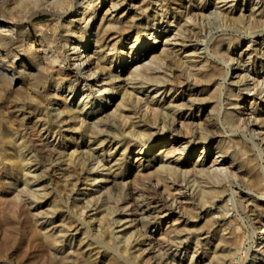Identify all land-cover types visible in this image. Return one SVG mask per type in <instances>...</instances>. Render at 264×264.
I'll return each instance as SVG.
<instances>
[{
  "label": "bare ground",
  "instance_id": "6f19581e",
  "mask_svg": "<svg viewBox=\"0 0 264 264\" xmlns=\"http://www.w3.org/2000/svg\"><path fill=\"white\" fill-rule=\"evenodd\" d=\"M238 1L82 0L74 7L71 0H0V87L7 83L20 90L24 86L32 99L26 108L25 103L17 104L18 92L9 91L6 99L0 94V174L9 181L6 188L12 194L14 212L23 206L29 210L33 227L26 243L32 249L41 248L43 264H136L144 252L155 254L150 256L155 257V264H181L179 256L186 254L181 238L192 229L189 218L224 195L226 188L221 183L225 180L261 193L259 199L249 193L241 196L246 209L263 214L253 229L259 238L253 236V244L245 248L250 236L245 238L236 221L226 220L223 230L227 234L217 236L206 219L203 226L210 228L199 234L203 244L217 264H242V252L254 255L247 264H264V166L255 161L258 156L264 159V118L257 117L258 105L264 103V77L258 79L264 71V0ZM69 12L65 18H71L62 24L58 21L51 33L34 23L42 13ZM169 18L177 25L184 18V23L189 20L194 26L218 19L222 34L213 38L202 25L188 32L185 27L176 32L158 27ZM133 31L134 39L128 43L123 38ZM260 33L262 41L255 37ZM241 34L247 37L243 48ZM142 36L147 38L145 42ZM64 42L67 51L62 49ZM245 56L253 69L248 83L240 74L246 71ZM72 74H83L75 79L79 96L58 94ZM49 82L53 90L46 89ZM136 85L155 87L154 94L140 96ZM160 86L176 87L174 99H159ZM194 87L201 91L192 93ZM245 87L253 94L246 96ZM180 89H185L181 95ZM244 99L247 108L239 105ZM201 104L210 108L203 111L206 124L199 110L196 115L192 112ZM37 122L40 125L35 130L28 126ZM225 128L233 137L238 132L244 136L237 150L236 138L227 143L211 139L229 138ZM169 141L173 143L166 145ZM157 142L163 147L148 155ZM198 144L201 147L196 151ZM212 148L218 156L208 163L206 154ZM130 151L132 159L127 162L135 168L143 190L136 188L137 184L129 188L104 172L107 157H122ZM229 151L235 158L230 162L226 160ZM193 154L196 159L189 164ZM39 157L46 164H41ZM53 162L66 166L55 180L49 176L48 166ZM194 178L198 182H193ZM88 180L94 188L103 184L95 192L85 188ZM43 182L48 192L54 182L61 196L77 191L72 205L76 215H63L67 211L57 202H48V193L39 187ZM81 195L84 197L77 203ZM226 203L222 205L228 210ZM90 211L95 212L85 218ZM1 230L3 233L4 227ZM141 244L144 249H137Z\"/></svg>",
  "mask_w": 264,
  "mask_h": 264
},
{
  "label": "rangeland",
  "instance_id": "374dc122",
  "mask_svg": "<svg viewBox=\"0 0 264 264\" xmlns=\"http://www.w3.org/2000/svg\"><path fill=\"white\" fill-rule=\"evenodd\" d=\"M79 1H82V0H71V2H73L72 3V5L74 6V7H78L79 6ZM244 0H239L238 1V3H242ZM75 2V3H74ZM247 1L245 0L244 1V3H246ZM77 3V4H76ZM109 7H110V5H108ZM108 6L106 7V9L108 8ZM153 8H154V10H155V8H156V6L154 5L153 6ZM153 8H152V10H153ZM69 9V8H68ZM126 9V7L124 6V8H122L121 10H125ZM165 9L164 8H162V10L161 11H164ZM76 11H79V9L78 8H76ZM70 14V12L68 13V14H58V15H53V14H50V13H42V14H39L38 16H36L35 18H34V23H36V24H40L42 27H43V29H45V30H47V32L48 33H51V31H53V29H54V27L55 26H58L59 24H62L65 20H69L71 17H69V18H65V17H68V15ZM178 16H179V14H177ZM176 15V16H177ZM62 17V18H61ZM59 19H61V20H59ZM208 20H211V21H208ZM215 20V21H214ZM217 20V21H216ZM58 21H59V24H57L58 23ZM167 21L169 22H173L172 24H169L168 22H166V23H158V27H162V29H165V30H169V32H176V31H178L180 28L179 27H181L182 29L184 28V31L185 32H188V30H190L192 27H199L200 28V25H202V27H203V30L205 31V32H207L206 30H208V32H211L212 34H213V38H215V37H218V35H220V34H222V24H220V22H218L219 20L218 19H214V18H212V19H207V20H205L204 21V23H202V24H197V25H193V22L192 21H187L186 23H184V21H185V19L184 18H181V22L180 23H182V24H180L179 23V25H177V24H175V21L172 19V18H169V19H167ZM217 22V23H216ZM216 23V24H215ZM222 23V22H221ZM56 24V25H55ZM204 24H206V25H204ZM210 24V25H209ZM217 24H219V25H217ZM177 26V27H176ZM214 26H216V27H214ZM219 26V27H218ZM207 27V28H206ZM206 30H205V29ZM215 29H217V30H215ZM212 30H214V31H212ZM221 30V31H220ZM87 32L88 33H91V31H90V29H88L87 30ZM217 32V33H216ZM135 33V31H133V32H131L129 35H126V36H124V38L123 39H126V41L129 43L131 40H133L134 39V36H133V34ZM133 36V37H132ZM241 37H242V39H241V41H240V48H243L247 43V37L246 36H243L242 34H241ZM255 37H258L257 39L258 40H260V41H262V39H263V35H262V33H260V34H258V35H255ZM90 39H92V38H90ZM131 39V40H130ZM142 39H144V42H145V39H147L146 37H144V36H142ZM256 38H255V40H257ZM162 38L160 37L159 39H158V41H160V42H162ZM146 43H152V42H150V41H148V42H146ZM145 44V43H144ZM244 45V46H243ZM62 49H64V51H67V49H68V46H67V44L64 42V43H62ZM239 48V47H238ZM223 50L224 49H226V45L222 48ZM235 51V50H234ZM118 53H119V51H118ZM242 63H243V65L246 67V71H244V72H240V74H243L244 76H245V78H244V80H246L245 81V83H248L250 80H249V78L250 77H248L247 78V76H251V75H253V73H252V71L251 70H253V69H251L252 68V66H251V63L248 61V59H247V56H245L244 58H242ZM235 64V63H234ZM138 65V64H137ZM136 65H131L130 67L131 68H133V67H135ZM224 68L227 70V66H224ZM234 69H235V65H234ZM250 69V70H249ZM230 71V70H229ZM250 72V73H249ZM83 76V74H78V75H76V74H72L71 75V78H70V81H66L63 85H62V87L61 88H59L58 90H57V93L58 94H61V95H63V96H67V95H70V96H75V97H77V96H79V93H80V91H79V89L77 90V85H78V81H76L75 79H77L78 77H82ZM259 76L260 77H258V79L260 80V78L261 77H264V71L263 70H261L260 71V73H259ZM24 77V76H23ZM22 77V78H23ZM20 78H21V76H20ZM19 78V79H20ZM21 78V79H22ZM248 81V82H247ZM7 84V83H6ZM6 84H3V86H1L0 87V90H3L0 94L2 95V96H4L3 98L4 99H6L7 98V95L9 96V94L12 92V91H16V92H18V94L20 95V99H18V101H17V104H20L19 106H22V104L23 103H25L26 105H24V107H26L27 108V106H28V103L29 102H31V98L29 99V97L27 96V94H26V89L24 88V86H22L21 88L24 90L23 92H22V89H20V90H16V89H14V88H11L8 84L6 85ZM71 87H73V89L71 88ZM136 87H137V93L140 95V96H143V95H145L146 93H148L149 95H152V94H154L153 93V91L155 90V87H153V88H151V87H149V86H147V85H136ZM173 88V89H170V88ZM3 88V89H2ZM51 88V89H50ZM139 88V89H138ZM175 88L176 87H174V86H168V87H162V86H160V91H159V93L157 94V97H159V99L160 98H163V100L165 101H169V100H171L173 97H174V90H175ZM246 88V87H245ZM46 89H50V90H53V85H52V82H49V83H47L46 84ZM62 89V90H61ZM80 90H81V87H80ZM140 90V91H139ZM185 89H180L179 91H181L180 92V94L179 95H181V93L184 91ZM196 90H197V92H199V91H201V88H199V87H194V89H193V91H192V93L195 91L196 92ZM5 91V92H4ZM7 91V92H6ZM9 91H11V92H9ZM163 91H166V92H164V94L163 95H161L162 93H163ZM25 93V94H24ZM245 95L247 96H250V95H252L253 94V91L252 92H250V89H249V87L248 88H246L245 89ZM95 96V95H94ZM24 97V98H23ZM26 98V99H25ZM24 99V100H23ZM174 99V98H173ZM22 100V101H21ZM94 100H92V102H93ZM27 102V103H26ZM244 104V106L247 108V107H249V105H248V103H247V99H244V102H242V103H240L239 105H243ZM260 105H258V112L260 113V114H258L257 115V117H259V118H264L263 116H264V103H259ZM97 106V104H95L94 106H93V108L94 107H96ZM200 106V107H199ZM204 106V107H203ZM210 107V106H209ZM210 109V108H209ZM209 109H208V105L207 104H201V105H195L194 107H193V110H192V112L196 115L197 113H198V111L197 110H199L200 112V115H201V118H202V120H203V122L206 124V122H205V119H204V117H205V113L206 112H208L209 111ZM239 110V109H238ZM10 111V110H9ZM205 113H204V112ZM238 112H240V111H238ZM188 113V110H186L185 111V113L184 114H187ZM89 116V115H88ZM29 117V116H28ZM245 117V116H244ZM243 117V118H244ZM97 118H98V116H97ZM96 119V118H95ZM92 120H94V118H91V117H89V121H92ZM39 125H40V122H37L36 124H34V123H30V125H28L31 129H33V130H35V128H38L39 127ZM33 126V127H32ZM177 127H179V125H176V128ZM225 132H226V135H228L229 136V138H223V137H215V136H211V139L214 141V142H218V141H220V142H222V143H227V141L229 140V139H232L233 138V140L236 138V142L234 141V145L236 146V150H237V145H240L241 144V139H244V136L240 133V132H238L236 135H235V137H233L232 135V132H231V130L229 129V128H225ZM247 135H249V133H247ZM214 137V138H213ZM232 137V138H231ZM161 141V140H160ZM237 141H238V143H237ZM61 144V145H64V142H62V141H59L58 142V144ZM171 143H173V142H170L169 141V143L167 142V143H165L166 145L167 144H171ZM234 146V147H235ZM248 146L251 148L252 147V145H251V143H249L248 144ZM155 148L153 149V150H151L149 153H148V155H155V154H157L158 153V148H161V147H163V144H159V142H157L156 144H155V146H154ZM201 147V145L200 144H198L197 146H196V151L197 150H200L199 148ZM133 150V149H132ZM213 151V152H212ZM131 152L132 151H130V152H128L126 155H124V156H122V157H120V156H118V155H115V154H112L111 156H110V158H106V160H108V164L106 165V167L108 168L107 170H105L104 172L106 173V176H110V177H112V176H115L116 178H117V180L119 181V180H122L121 182L122 183H124L126 186H128L129 188H131L134 184H137L138 186H136V188H138V189H142L143 187L141 186V181L137 178V176L135 175V173H136V171H135V168H131V167H129V163L127 162V160L130 158V160L132 159V154H131ZM233 154H234V152H231V151H229L228 153H227V155H226V160L227 161H231V160H233V159H235L234 158V156H233ZM81 156V155H80ZM206 156H207V162L209 163L211 160H213V159H215L218 155L215 153V149H210V152L208 153V154H206ZM196 157V154H193L190 158H189V161H188V163L189 164H191V163H193V161H195V158ZM39 161H40V163L41 164H46L45 163V161L41 158V157H39ZM255 161H256V163H257V165L258 166H260L261 168L264 166V159L262 158V157H257V158H255ZM59 163V164H58ZM261 163V164H260ZM260 164V165H259ZM64 165V163H62V162H53L50 166H48L49 167V171H50V173H49V176L51 177V179H53V180H55V179H57L58 177H60L59 175H61V173L64 171V170H66L65 168H66V166L64 167L63 166ZM60 166H62V167H60ZM79 168V167H78ZM88 169L90 168V167H87ZM128 169L127 171H126V174H122V175H119L118 174V172H120L121 170H125V169ZM32 171L34 170V167L31 169ZM78 170H80V169H78ZM134 171H135V173H134ZM79 172V171H78ZM35 173H38L37 171L35 172ZM263 177H264V175H263ZM0 196H1V198L2 199H4L3 197H5V198H7L8 199V201H9V203H8V201H7V199H4V201L0 198V208L2 209H0L1 211H0V222H2L1 223V225H0V242H1V240H2V242L0 243V264H43L44 263V256H43V253L41 254L42 255V257H40L41 255H40V253H39V250L42 252V250H41V248H38V247H33V249H32V247H30V245H28L26 242H27V239H28V232L32 229H30L29 230V228L30 227H33L32 225H33V223H32V221H31V219L30 218H28V217H30L29 216V210L25 207V206H23V207H19L18 208V210H17V213H16V211L14 212V210L12 209V207L10 206V203H11V199H12V197L10 196V195H12V194H10L9 193V190L6 188V183L7 182H9L8 181V179L6 178V177H4V174L2 175V174H0ZM7 179V180H5V179ZM138 180V181H137ZM137 182V183H135V182ZM198 182V179H196V178H194V180H193V182ZM226 181V182H225ZM223 183H221V185L222 184H224V187L226 188V192L224 193V195H221V196H218V197H216L214 200H213V205L212 206H210L209 208H205V209H197L196 211H195V213L193 214V217L192 218H189V221H188V223L189 222H191L192 223V229H191V231L190 232H188L186 235H184L181 239L183 240V245H182V247L184 248V250L182 251V252H186V254H181L180 256H179V258L180 257H182L181 258V264H217V263H215V262H213V260H211V258H210V255L208 254V246H205L203 243H204V241H202V237L203 236H200L199 234L200 233H203L202 231H204V230H208V228H210V226H211V228L213 229V232H216L217 233V236H219V235H225V234H227V231H225V230H223L224 229V227H225V222H226V220H234V221H236V226H237V228H240V230H242V232H244L243 233V235L245 236V238H247V237H249L250 236V238H248L247 240H246V242H245V248H248L249 247V245L251 246L253 243L251 242V239L253 238V236H254V238H259V235L258 236H255V234H253V229L254 228H256L257 226H258V222H259V220H260V218H261V216L263 215L262 214V212L260 211V210H252V209H250V210H248V209H246L245 208V202H244V200H242L241 199V196H243V194L244 193H249V194H251V195H253L256 199L258 198H261V193H259L258 191L257 192H252V191H250V190H247V188L244 186V185H242V184H239V185H237V184H232V183H230L229 182V184H227L228 183V180H225ZM134 182V183H133ZM130 183H131V185H130ZM103 184V182H100V184H98L95 188L92 186V181L91 180H88V182H87V185H86V189H92V188H94V191L96 192L99 188H100V186ZM128 184V185H127ZM143 184V183H142ZM2 185V186H1ZM4 185V186H3ZM45 187V182H43V183H40L39 184V187H41V190H42V192H46V193H48V195H47V198H49L48 199V202L49 201H55V202H57V204H59L60 205V207L61 208H63V210L64 211H67V212H64V214L63 215H67V216H74V215H76V211H75V209L72 207V205H73V201H74V199H75V195H77V191H73V192H71V193H66V195H60V193L58 192V191H56L57 190V185L53 182V184L51 185L52 187H50L51 189L50 190H52V191H50L49 190V192L48 191H46V190H48L49 188L48 187ZM111 186V185H110ZM141 186V187H140ZM230 186V187H229ZM236 186V187H235ZM116 187V186H115ZM119 187V186H118ZM81 188H83V186H80V189ZM241 188V189H240ZM115 189V188H114ZM122 188H120V190H121ZM143 190V189H142ZM241 190V191H240ZM253 194H252V193ZM7 193V194H6ZM54 193V194H53ZM239 194V195H238ZM3 195V196H2ZM55 195V196H54ZM11 198H10V197ZM54 198H53V197ZM69 196V197H68ZM83 197H84V195H81V197H80V200H78L77 201V203L78 202H81V199H83ZM230 197V198H229ZM240 197V198H239ZM51 198V199H50ZM10 199V200H9ZM226 200V204L228 205V210H226L224 207H223V205L222 204H224L225 205V203H224V201ZM2 201V202H1ZM64 201V202H63ZM230 201V202H229ZM4 202V203H3ZM244 202V203H243ZM5 206H4V205ZM8 204V205H7ZM229 204H230V207H229ZM235 204V205H234ZM9 208H10V210H9ZM26 208V209H25ZM44 209H45V207H43ZM43 208L42 209H40L41 211L43 210ZM218 208V209H217ZM243 208H245L244 210H243ZM70 209V210H69ZM233 209V210H232ZM24 210V211H23ZM27 211V212H26ZM9 212H10V215H9ZM13 212V213H12ZM26 214H25V213ZM95 211H90V213L88 212V213H85V215H86V217L85 218H87L89 215H92L93 213H94ZM246 212V213H245ZM16 213V214H15ZM70 213V214H69ZM199 213V214H198ZM225 214H227V215H225ZM210 216V217H209ZM19 217V218H18ZM21 217V218H20ZM27 217V218H26ZM227 217V218H226ZM30 221H29V220ZM206 219H210V226L208 225L207 227L206 226H203V225H205V220ZM3 220V221H2ZM26 220V221H25ZM87 220H89V219H87ZM5 221V222H4ZM212 221V222H211ZM240 224H239V223ZM3 223H4V226H3ZM213 223H215V224H213ZM8 224V225H7ZM12 224H13V227L14 228H12L11 226H12ZM31 224V225H30ZM194 224V225H193ZM93 225V226H92ZM91 225V227H89V235L92 237V235L95 233V231L92 229V228H95V225H94V223ZM10 226V227H9ZM25 226V227H24ZM26 226H27V228H26ZM29 226V227H28ZM239 226V227H238ZM2 227H4V230H5V232H4V230H3V233H2ZM263 227L264 226H262V229H263ZM10 228H12L13 229V233L11 234V233H9L10 231H11V229ZM24 228V229H23ZM79 228H80V226H79ZM82 228V227H81ZM86 228L88 229V227L86 226ZM207 228V229H206ZM7 231H8V233H9V235H8V233H7ZM17 231V232H16ZM25 231H27V232H25ZM84 230L82 229V231H81V234H77L78 235V238H80L83 234H82V232H83ZM19 232V233H18ZM255 232H257V229L255 230ZM15 233V234H14ZM27 233V234H26ZM8 236H7V235ZM4 235V236H3ZM6 236V237H5ZM10 236L12 237V240L10 239ZM5 237V238H4ZM2 238V239H1ZM26 238V239H25ZM212 239H213V236L211 237ZM197 239H199L201 242L200 243H196V240ZM10 240V241H9ZM26 240V241H25ZM140 240H142V238H140ZM250 240V241H249ZM255 240V239H254ZM6 241V242H5ZM9 241V242H8ZM23 241H25V242H23ZM11 242V243H10ZM185 242V243H184ZM212 242H214V240L212 241ZM7 243V244H6ZM22 243V244H21ZM248 243V244H247ZM3 244V245H2ZM27 246V247H25V249L26 250H28V252L27 251H24L25 249H24V247H22V246H25V245ZM247 244V245H246ZM7 245H9L8 247H7ZM19 246H21V247H19ZM204 246V247H203ZM1 247H2V249H4L3 251H1ZM4 247V248H3ZM9 247H10V249H9ZM29 247V248H28ZM143 247H145V244H141V246H139V247H137V249H144ZM194 247V248H193ZM21 248H23V250L21 249ZM35 248V249H34ZM38 248V249H37ZM188 248V249H187ZM8 249V250H7ZM31 249V250H30ZM187 251H186V250ZM33 250V251H32ZM37 251V253H35V252ZM6 252H7V254H6ZM196 252V253H195ZM36 254V255H38V257L36 256V255H33L32 256V254ZM1 254H3L2 256H1ZM4 254L6 255V256H4ZM152 254V253H151ZM150 253H147V252H144V253H142L141 254V256L139 257V259H138V262H136V264H141V262H142V264H155L154 263V260H155V257H150V256H154L155 254H153V255H151ZM248 256H247V255ZM40 255V256H39ZM194 256V258H193V261H191V256ZM253 254H251L250 252H242L241 253V255H240V257L239 258H241V260H239V261H241L242 262V264H247V263H250V261H251V259L253 258V256H252ZM32 257H34V258H32ZM35 257H36V259H35ZM257 257V259L259 258V256H256ZM40 258H42L43 259V261L41 262V261H39V260H41ZM150 258H151V261H150ZM32 259H34V260H36V261H34V263H33V261H32ZM141 261V262H140ZM245 261V262H244ZM213 262V263H212ZM232 264H236L235 262L234 263H232Z\"/></svg>",
  "mask_w": 264,
  "mask_h": 264
}]
</instances>
